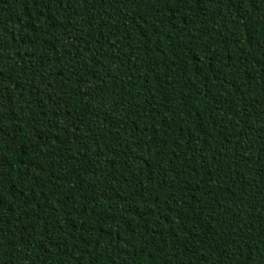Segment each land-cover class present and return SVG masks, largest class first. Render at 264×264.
<instances>
[{
	"label": "trees",
	"instance_id": "16d2710c",
	"mask_svg": "<svg viewBox=\"0 0 264 264\" xmlns=\"http://www.w3.org/2000/svg\"><path fill=\"white\" fill-rule=\"evenodd\" d=\"M0 264H264V0H0Z\"/></svg>",
	"mask_w": 264,
	"mask_h": 264
}]
</instances>
